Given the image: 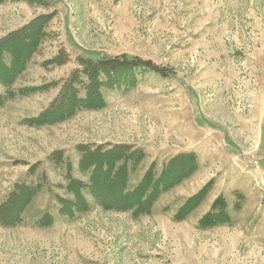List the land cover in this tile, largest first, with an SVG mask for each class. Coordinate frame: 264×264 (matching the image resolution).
Wrapping results in <instances>:
<instances>
[{
    "label": "rangeland",
    "instance_id": "rangeland-1",
    "mask_svg": "<svg viewBox=\"0 0 264 264\" xmlns=\"http://www.w3.org/2000/svg\"><path fill=\"white\" fill-rule=\"evenodd\" d=\"M47 2L0 3V8H22L16 7L19 4L35 8L27 18L10 13L7 22L0 9V36L40 15L55 14L47 27L54 31L49 29V37L29 64L35 80L42 79L43 85L57 84L51 89L60 90L78 69V59L96 54L139 57L166 72L165 76L143 73L128 91L104 90L105 101L113 93L115 104L107 101L96 112L81 111L62 124L36 127L42 136L25 131L24 138L12 137L6 151L18 179L0 187V205L17 184L42 187L25 208L22 223L0 224V264H264V0ZM62 52L67 59L64 65H43ZM19 79L14 91L29 88L23 76ZM164 101L168 111L162 122ZM255 113L256 121L251 117ZM23 115L21 111L18 117ZM170 128L176 132L169 138L165 134ZM125 143L143 152L140 144H146L157 158L151 162L145 152L131 175L133 187L151 164L159 175L165 163L179 154H195L199 170L185 181L195 177L192 184L170 189L155 203L156 213L138 221L130 213L98 211L97 216H107L98 217L93 227L84 225L85 220L79 222L95 206L74 220L60 218L57 197L71 199L65 179L68 162L58 167L50 155L63 152L72 176L87 182L89 175L78 168V146ZM18 148L25 153L21 158L15 154ZM37 160L38 165L32 164ZM209 183L210 198L221 196L227 202L230 222L203 230L198 227L204 214L175 221L187 197ZM47 214L54 218L52 225L39 227L36 221Z\"/></svg>",
    "mask_w": 264,
    "mask_h": 264
},
{
    "label": "trees",
    "instance_id": "trees-1",
    "mask_svg": "<svg viewBox=\"0 0 264 264\" xmlns=\"http://www.w3.org/2000/svg\"><path fill=\"white\" fill-rule=\"evenodd\" d=\"M26 2L31 5L49 4L47 0H0V3ZM55 14L40 15L24 27L8 33L0 39V109L17 96H26L51 89L57 84H46L36 88L13 90L14 85L28 70L29 64L39 53L49 37L47 27ZM63 56V57H62ZM44 66L64 65L65 53ZM78 69L64 81L56 100L36 118L24 123L31 127L53 126L71 120L81 111L103 109L107 101L103 91H128L137 86L139 77L146 72L165 76L166 69L155 66L151 61L126 55L111 57L96 54L94 57L79 58ZM81 153L79 170L89 175L87 182L76 179L71 173V164L64 160L61 151L50 155V160L59 167L67 163V194L71 199L57 197L60 218L75 219L78 215L90 212L93 207L103 212L130 213L134 221L141 216H150L155 203L170 189L176 188L191 178L199 170L195 154H179L165 163L163 170L156 174V165L151 164L136 186L130 185L131 175L137 172L145 158V152L131 145L119 144L98 147L79 145ZM41 185L17 184L8 196L7 202L0 205V224L14 227L23 221L25 208L41 190ZM212 184L203 187L197 194L186 200L178 209L175 221H184L206 200ZM90 198L93 203L90 202ZM240 209L239 204L235 206ZM228 204L221 196L214 201L210 211L199 221V227L209 230L230 222ZM54 218L45 215L37 220L39 227H49Z\"/></svg>",
    "mask_w": 264,
    "mask_h": 264
},
{
    "label": "crops",
    "instance_id": "crops-1",
    "mask_svg": "<svg viewBox=\"0 0 264 264\" xmlns=\"http://www.w3.org/2000/svg\"><path fill=\"white\" fill-rule=\"evenodd\" d=\"M16 7H22V8H0L1 12L5 13L4 15L2 14L3 18H4V21L7 22V19H9V16L11 15L10 13H12L14 15L17 14V16H19L18 18H20L21 15L24 16V17L26 16V18H27V17L31 16L32 12L35 10V8H29V6L24 5V4L16 5ZM49 29L53 30L51 28V26H50L47 29L48 33H50ZM7 34H8V32L4 33L0 37L3 38ZM66 45H67V43H66ZM86 54H88V53H86ZM23 77L28 82V84L26 86L29 87V88L30 87H41V86H43L42 79L35 80L36 77L33 75V71L30 69V66L28 67V70L25 72ZM18 83H19V81L15 84L14 88L16 86H18ZM45 84H47V83H45ZM59 91L60 90L58 88H54V89H49V90L42 91V92H37V93H34V94H29L28 96H24L21 99L17 98V100H14L13 102H8L7 104L4 105V107L2 109H0V123L2 124V126L5 127V129L2 128L0 130V161H1L0 163L4 162V165L0 164V187L4 188V187H8V185H14L13 183H15V182L17 183V179H18L17 175H13V173L15 171L13 169H16L17 167H10L9 166L11 161L8 160L9 158H7V157L10 156V155L6 151L7 148L9 147V143H11V142L13 143L14 142L13 138H16V139L24 138V135L26 134L25 131L26 132L31 131V133L32 132H36L37 135L39 134V136L40 135L42 136L41 132L38 129H36L35 127H31L30 128L29 126L24 124V121L26 119L36 118L37 116H39L45 109H47L50 106V103H52L54 99L56 100V97L58 96ZM108 95H109V99L107 100L108 103H112L113 102L115 104L117 102L116 101L117 100L116 96H114L113 93H110ZM133 96H131V97H133ZM163 106H166V107H164L160 111L161 112L160 115H161V121L162 122H163V118H164L163 116H165V114H167L166 111H168L167 102L166 101L163 102ZM15 111H16V113L13 114ZM21 111H24V115L19 118L18 116H20V112ZM104 112H107V111H104ZM251 117H253L254 118L253 120L256 121L257 120L256 118L258 117V115L255 113ZM185 123L188 124V121H185ZM58 126H60V125H58ZM47 128H44V129H47ZM168 130H167L165 135L170 138V136H171L170 134L173 133V132H176V130H174L173 128H170ZM258 130H259V133H258ZM257 133L259 135L261 134V128L260 127H259V129L256 130V134ZM258 134H257V136H258ZM111 136H113V133L111 134ZM100 142L109 143L111 141H105V142L100 141ZM111 143H115V142H111ZM125 144H128V143H125ZM132 144H137V143H132ZM140 146L142 148H144V150H145L144 152H146V154H147V159H151V162L153 160L157 159L156 156H154L152 154V152L150 151V150H152V147L147 146L146 144H142V145L140 144ZM170 147L171 146H163L162 149H168ZM63 148L64 147H61V149H63ZM18 149L19 150L15 151V154L18 155L17 157L21 158V156H23L25 153L22 152L23 151L22 148H18ZM163 155L165 156L163 158H168L167 157L168 154H164L163 153ZM17 157H14L16 161H22V159H19ZM47 157H49V156H47ZM25 161L28 162L27 160H25ZM36 163H39V161L37 160L36 162H33L32 164L38 165ZM47 165H49V164L47 163ZM25 167H27L26 169H28V167H30V166L27 164V165H25ZM145 167L143 166V169H146ZM27 171H29V170H27ZM192 179L194 180L195 177H193ZM192 179H190L189 181L185 182L182 186H184V185H186L188 183L192 184L191 183ZM192 196H194V195H191V197ZM191 197L189 196L187 198H191ZM215 199H216L215 197L214 198H210V195H209L207 197V199L204 200L202 205L193 214H191V216L196 214V215H199V217L201 218L203 216V214L208 213V211L210 210V208H211V206L213 204V201H215ZM157 209H158V204L154 207V210H153L154 214L156 213ZM177 209L178 208H176V210ZM98 211L102 213L100 208L99 209L95 208L94 212H91V213L87 214V216H84L82 219H80L79 222H81V221L83 222L85 220V224L84 225L90 226L92 224L91 226L93 227V221L98 222L97 218L101 216V214H100V216H97V212ZM93 215H95V216H93ZM122 215L123 214H119V215H116V216L117 217H121ZM102 216L103 217L107 216V214H103ZM128 218H130V216H128ZM144 218H147V217H144ZM78 224L79 223H77V225ZM133 224H134V222H133ZM95 226H97V224L94 225V227Z\"/></svg>",
    "mask_w": 264,
    "mask_h": 264
}]
</instances>
